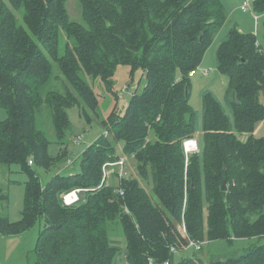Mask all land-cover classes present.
Segmentation results:
<instances>
[{
    "label": "trees",
    "instance_id": "1",
    "mask_svg": "<svg viewBox=\"0 0 264 264\" xmlns=\"http://www.w3.org/2000/svg\"><path fill=\"white\" fill-rule=\"evenodd\" d=\"M78 3L82 22L70 19L67 0H0V107L7 111L0 121V164H17L28 176L18 221L3 215L0 189V232L21 233L44 219L33 264H113L118 248L111 236L121 234L128 264H204L198 255L176 262L170 251L188 245L180 231L185 222L196 241L206 235L254 240L241 253L212 256L211 264H264V137L254 135L264 122V50L257 35L232 27L219 44L217 68L228 78L230 113L206 91L202 155L199 143L187 153L184 141L198 129L191 73L229 18L223 1ZM253 9L264 25V0ZM52 61L66 82L63 91L46 90ZM119 65L143 70L142 91L139 84L123 114L113 110L102 119L104 133L84 150L78 172L59 173L44 186L34 165L51 170L67 159L74 140L69 110L78 106L88 123L99 117V96L85 76L112 94ZM44 107L54 141L38 125ZM119 142L138 175L130 176L126 164L123 179L102 184L104 166L122 157ZM53 143L61 146L57 157L49 151ZM76 188L84 189L80 201L65 206L62 195Z\"/></svg>",
    "mask_w": 264,
    "mask_h": 264
},
{
    "label": "rangeland",
    "instance_id": "2",
    "mask_svg": "<svg viewBox=\"0 0 264 264\" xmlns=\"http://www.w3.org/2000/svg\"><path fill=\"white\" fill-rule=\"evenodd\" d=\"M224 6L229 14V18L224 27L218 33L214 43L208 49L203 59L201 66L196 73L191 77L190 88V104L195 111L198 112V129L195 133V139L200 145L199 153L202 155L203 151V101L204 93L210 91L214 93L223 103L227 113H230V108L226 102V92L228 89V78L222 74L217 68L216 52L219 44L224 40L228 31L232 27H238L244 32H251L257 35V40L264 50V25L263 18L260 16L257 20L254 18L251 10H242L241 6L243 0H222ZM67 9L70 19L77 22H82V15L78 0H67ZM20 23L22 20L20 18ZM64 43L68 38L64 32H61V40ZM61 45V52H63ZM53 78L46 88V90H60L63 91L66 82L58 68L56 62L52 61ZM87 81L95 88L99 96L100 108L98 116L93 115V121L87 122L84 116L80 115L78 106H74L69 110V115L72 121V137L77 138L76 142H70L68 147V157L61 164L60 167H54L51 170H46L43 167L34 165L39 174L42 184L45 186L57 174L63 175L73 174L80 169L81 155L84 150L95 142L103 133L104 128L101 125L102 119H106L113 110H117L119 114H123L128 106L131 95L140 84L138 93L142 91L146 84V78L143 75V70L138 68L133 70L129 65H119L114 75V93L108 92L100 80H94L91 77L85 76ZM118 96H114V95ZM261 101L264 103V95L261 96ZM7 118V111L0 107V121ZM38 125L43 129L47 136L54 141L55 135L52 128V122L48 109L46 107L38 114ZM257 137H264V122H261L254 131ZM81 136V138L79 137ZM79 137V138H78ZM248 137L247 133L240 135L242 140ZM124 142H119L117 145L118 155L126 159L128 171L130 176H135L137 171L135 169V161L123 153ZM188 150L192 149L191 143L188 144ZM50 154L57 157L61 152V146L53 143L50 146ZM73 160V164L68 165L67 161ZM116 169L114 166L106 168L105 174L108 176V183H118L119 179L116 176ZM138 175V174H137ZM28 176L23 172L19 165L7 166L0 164V189L6 195L2 203L3 215L9 217L13 222L21 218V212L24 207L25 199V182ZM149 187V186H148ZM206 207V203H205ZM205 214L207 210L205 208ZM44 219H39L31 227L21 233L5 234L0 232V264H33L36 261L34 249L37 243L40 230L43 228ZM121 229V227H120ZM122 233V229H121ZM111 242L118 248V254L113 264H128L126 239L121 234V237L111 236ZM253 239L236 238L232 242L228 240L210 241L205 236L203 250H194L191 248L184 249L176 256V262L183 258L193 256H200L204 260V264H211L212 256H225L232 253H241L249 244L253 243Z\"/></svg>",
    "mask_w": 264,
    "mask_h": 264
},
{
    "label": "built area",
    "instance_id": "3",
    "mask_svg": "<svg viewBox=\"0 0 264 264\" xmlns=\"http://www.w3.org/2000/svg\"><path fill=\"white\" fill-rule=\"evenodd\" d=\"M255 1L256 0H243V4L241 6V9L244 11L251 10L252 14L254 15V18L257 20L261 15L254 12L253 4ZM193 74H194V72L191 73V75H193ZM79 137L81 138V136H79ZM76 141H77V138H74L73 142H76ZM189 143H191V145H192L191 150H188V147H187ZM184 146H185V151L187 153L192 152V151H196V150H198V147H199L198 141L195 138L185 140ZM32 163H33L32 160H30V164H32ZM73 163H74L73 160L67 161L68 165L73 164ZM110 166H114L115 168H117L116 173L118 175L119 180L123 179L127 174L126 159L124 157H121L118 161L107 163L104 166V175H103L102 184H109L108 183V176L105 174V170H106V168H108ZM83 191H84L83 188H76V189H73L71 191L64 193L62 195V200H63L64 205L65 206H71L72 204L80 201ZM118 191L123 195L125 193V188L120 187ZM180 231L184 236L188 237V245L184 249H188V248H191L194 250H202L203 249L204 241H196V240L190 238L188 235V232H187L185 222H183L181 224ZM170 251L175 255H177L178 253L181 252V250L176 246H172L170 248ZM150 264H159V263H157L154 259H150ZM163 264H169V261L167 260Z\"/></svg>",
    "mask_w": 264,
    "mask_h": 264
},
{
    "label": "water",
    "instance_id": "4",
    "mask_svg": "<svg viewBox=\"0 0 264 264\" xmlns=\"http://www.w3.org/2000/svg\"><path fill=\"white\" fill-rule=\"evenodd\" d=\"M186 91H187V89H186ZM222 189L223 190H226L227 189L226 180H223V182H222Z\"/></svg>",
    "mask_w": 264,
    "mask_h": 264
},
{
    "label": "crops",
    "instance_id": "5",
    "mask_svg": "<svg viewBox=\"0 0 264 264\" xmlns=\"http://www.w3.org/2000/svg\"><path fill=\"white\" fill-rule=\"evenodd\" d=\"M262 47V46H261Z\"/></svg>",
    "mask_w": 264,
    "mask_h": 264
}]
</instances>
